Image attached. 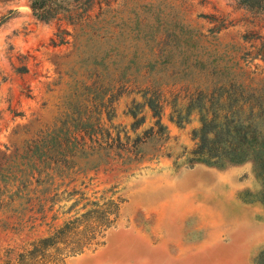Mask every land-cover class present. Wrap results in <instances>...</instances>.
I'll return each mask as SVG.
<instances>
[{
  "label": "rangeland",
  "instance_id": "rangeland-1",
  "mask_svg": "<svg viewBox=\"0 0 264 264\" xmlns=\"http://www.w3.org/2000/svg\"><path fill=\"white\" fill-rule=\"evenodd\" d=\"M51 1L41 19L29 0H0V264L65 224L82 251L54 263L49 249L47 264H264L253 162L187 161L203 113L241 103L238 118L264 128V10ZM104 130L120 131L108 149Z\"/></svg>",
  "mask_w": 264,
  "mask_h": 264
},
{
  "label": "trees",
  "instance_id": "trees-1",
  "mask_svg": "<svg viewBox=\"0 0 264 264\" xmlns=\"http://www.w3.org/2000/svg\"><path fill=\"white\" fill-rule=\"evenodd\" d=\"M29 1L33 13L41 19H47L60 7V4L51 0ZM90 2L91 0H83V4L86 6ZM239 2L251 8L264 10L263 0H239ZM51 4L54 6L51 7ZM142 105H145L150 111L151 117L155 118L153 125L156 126L157 132H162L165 126L159 120L160 102L156 98L149 96L148 98H144ZM241 106V103L235 104L234 108L236 110H224L220 108L219 111L215 110L214 112L203 113L199 116L200 126L191 132L195 143L194 147L187 152V161H200L222 166L250 160L255 166V174L261 179L262 186L264 187V128H255L249 120L239 119L238 114L241 112ZM129 114L132 118L136 115L133 110H129ZM138 122L139 119H136L132 124H138ZM151 128L152 126L148 130L150 131ZM119 133L120 131L115 132L112 139L109 137V131L104 130V139L109 141V143L105 142L106 149L110 148L111 144L115 143V141H119ZM148 135L149 133L145 130L142 136L136 135L133 139L124 136V142L118 144L117 148L118 150L119 148L127 150L126 146L134 148ZM129 142L130 144L126 145ZM261 202L264 203V200H261ZM65 227L66 224L53 233L32 242L29 249L17 255V261L13 264H47L48 261H51V258L48 259L46 253L49 249L55 250L54 263H58L63 257L81 252L83 244L76 243L70 245L65 242ZM59 244H63V246H58ZM62 253L63 256H60Z\"/></svg>",
  "mask_w": 264,
  "mask_h": 264
}]
</instances>
